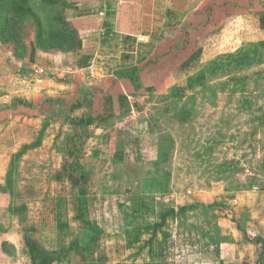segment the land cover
<instances>
[{
    "label": "rangeland",
    "instance_id": "rangeland-1",
    "mask_svg": "<svg viewBox=\"0 0 264 264\" xmlns=\"http://www.w3.org/2000/svg\"><path fill=\"white\" fill-rule=\"evenodd\" d=\"M32 4L47 19L46 0ZM35 27L26 16L7 49L16 52L19 43V56L28 58ZM101 51L107 54L97 61L116 59L115 42ZM241 51L250 60L228 58ZM197 69L195 81L148 94L107 121V142L86 136L72 155L67 106L52 119L37 111L45 118L28 130L19 127L24 120L3 119L0 264H256L264 244V40L249 38ZM8 89L28 93L30 117L33 99L44 100L46 91L35 97L20 81ZM82 189L89 225L77 218L74 195ZM76 245L88 250L78 253Z\"/></svg>",
    "mask_w": 264,
    "mask_h": 264
},
{
    "label": "crops",
    "instance_id": "crops-1",
    "mask_svg": "<svg viewBox=\"0 0 264 264\" xmlns=\"http://www.w3.org/2000/svg\"><path fill=\"white\" fill-rule=\"evenodd\" d=\"M70 1L72 7L65 16L79 32L83 46L79 52L70 56L44 52L33 42L28 58H22L0 38V125L7 118L24 120L19 127L28 130V124L45 118L37 111L48 110L52 119L67 106L70 125L65 127V136L66 147H74L71 155L83 146L86 136L102 134L107 142L111 135L106 122L146 95L183 87L199 64L237 51L254 36L264 40V0ZM114 42L116 59L97 61L107 54L101 51L103 47ZM135 70L138 74L133 79ZM11 71L14 79L8 80ZM14 81L34 87L35 97L39 88L46 89L41 93L44 100L33 99L31 117L22 99L28 93L18 95L8 89ZM95 104L94 111L86 108L93 110ZM42 128L37 132L44 133L47 127Z\"/></svg>",
    "mask_w": 264,
    "mask_h": 264
},
{
    "label": "trees",
    "instance_id": "trees-1",
    "mask_svg": "<svg viewBox=\"0 0 264 264\" xmlns=\"http://www.w3.org/2000/svg\"><path fill=\"white\" fill-rule=\"evenodd\" d=\"M33 0H0V38L4 44H8L12 42V40H16L21 36L23 33V25L25 17H31L34 21L36 27V46L41 51L44 52H67V53H77L82 49V40L80 38L79 32L77 29L73 27V25L67 21L65 12L67 9L71 8L72 6H68L65 0H46V10H47V19H41L39 14L36 13L34 9L36 7L32 4ZM45 1V0H44ZM16 46L17 55H21L18 52V45ZM26 48V46L24 47ZM228 58L232 60H240L243 63L246 59L249 58V54L245 51H241L238 56L229 55ZM250 60V59H248ZM222 61H215L212 65L221 64ZM240 63V62H239ZM219 68V67H217ZM138 74V70L133 71L131 74V78L135 79ZM123 76V74H119V77ZM190 79V78H189ZM190 80L195 81L191 77ZM198 80V79H197ZM179 93V92H178ZM181 94V93H179ZM184 94V93H183ZM182 94V95H183ZM61 106L60 103H58ZM31 148V146H25V148L18 153L17 155L21 156L22 154L27 151V149ZM119 158V154H116ZM165 160H167V153L164 151L160 155ZM159 156V158H161ZM121 159V158H120ZM164 160V161H165ZM161 163L160 160L155 162ZM168 175L169 173H164ZM169 177V176H168ZM158 185H162L161 182L156 180ZM169 179H166L167 183ZM165 186V184H164ZM81 192V191H80ZM75 193V199L78 200V215L77 218L86 224L89 225V222L85 219V211L88 208V199L84 190L82 189L81 193ZM188 208V207H187ZM187 208H182L181 212H185ZM166 217H164V220ZM96 233H100L101 231L94 226L90 225ZM76 250V252H81L82 250H88L83 248L80 245H76L72 247ZM35 260V259H33ZM258 264H264V245L261 252L260 259Z\"/></svg>",
    "mask_w": 264,
    "mask_h": 264
}]
</instances>
